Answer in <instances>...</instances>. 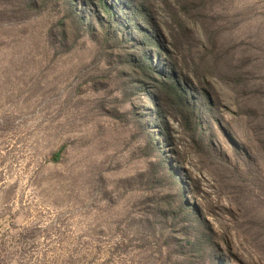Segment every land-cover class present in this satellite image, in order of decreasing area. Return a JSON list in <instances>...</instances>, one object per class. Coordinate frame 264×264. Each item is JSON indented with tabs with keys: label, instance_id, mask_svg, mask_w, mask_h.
Listing matches in <instances>:
<instances>
[{
	"label": "rangeland",
	"instance_id": "obj_1",
	"mask_svg": "<svg viewBox=\"0 0 264 264\" xmlns=\"http://www.w3.org/2000/svg\"><path fill=\"white\" fill-rule=\"evenodd\" d=\"M0 264H264V0H0Z\"/></svg>",
	"mask_w": 264,
	"mask_h": 264
}]
</instances>
